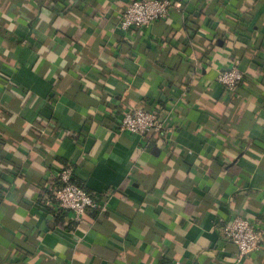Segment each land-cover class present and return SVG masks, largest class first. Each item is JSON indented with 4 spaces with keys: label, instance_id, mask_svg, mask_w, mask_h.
Here are the masks:
<instances>
[{
    "label": "crops",
    "instance_id": "crops-1",
    "mask_svg": "<svg viewBox=\"0 0 264 264\" xmlns=\"http://www.w3.org/2000/svg\"><path fill=\"white\" fill-rule=\"evenodd\" d=\"M131 1L0 0V264H264L218 224L264 222V0H174L125 31ZM134 107L170 136L120 131ZM66 166L105 210L55 212Z\"/></svg>",
    "mask_w": 264,
    "mask_h": 264
},
{
    "label": "built area",
    "instance_id": "built-area-1",
    "mask_svg": "<svg viewBox=\"0 0 264 264\" xmlns=\"http://www.w3.org/2000/svg\"><path fill=\"white\" fill-rule=\"evenodd\" d=\"M179 5L174 0H132L123 9L119 25L125 31H135L150 28L157 20L168 17ZM245 73L237 64L221 70L217 81L225 86L230 93L236 92L243 82ZM117 127L122 132L144 136L152 132L159 136H170L173 130L171 115L161 113L159 109L145 107L129 108L116 120ZM73 166H66L59 172L51 173V180L57 182L53 190L55 208L70 210L74 220L81 222L89 210L101 212L107 207V195L95 197L84 186L75 180ZM47 203L50 198L46 197ZM219 231L225 240L237 245L239 260L264 247V222L241 215H235L230 220H221ZM173 264H186L175 260Z\"/></svg>",
    "mask_w": 264,
    "mask_h": 264
},
{
    "label": "trees",
    "instance_id": "trees-1",
    "mask_svg": "<svg viewBox=\"0 0 264 264\" xmlns=\"http://www.w3.org/2000/svg\"><path fill=\"white\" fill-rule=\"evenodd\" d=\"M77 183H78V182H77ZM46 197H49V196H48V195H46ZM55 203H56V202H55ZM53 209L55 210V212H56V210H59V211L61 210L60 208H59V209H57V208H55V207H54Z\"/></svg>",
    "mask_w": 264,
    "mask_h": 264
}]
</instances>
